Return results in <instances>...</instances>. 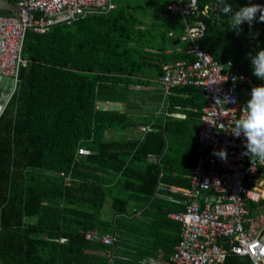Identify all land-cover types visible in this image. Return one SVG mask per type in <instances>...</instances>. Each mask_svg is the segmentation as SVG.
I'll return each instance as SVG.
<instances>
[{"label":"trees","instance_id":"16d2710c","mask_svg":"<svg viewBox=\"0 0 264 264\" xmlns=\"http://www.w3.org/2000/svg\"><path fill=\"white\" fill-rule=\"evenodd\" d=\"M227 2L234 11L248 4ZM116 4L69 26L25 35V65L0 114V264H144L159 251L167 259L179 241L178 224L167 218L178 211L167 207L174 204L162 197L171 195L158 187L189 188L197 136L196 142L184 140L176 123L185 120L166 117L137 137L131 111L102 104H130L134 87L151 83L143 77L146 68L159 79L163 65L185 57H165L161 49L154 56L155 41L140 27L134 2ZM217 4L199 1L200 11L208 9L199 15L206 24L202 49L221 65L232 63V72L255 86L264 85L252 74L249 59L264 49V23L254 24L255 38L247 25L237 33ZM13 14L0 10L3 16ZM155 57L158 66L147 65ZM173 92L184 98L170 97L168 111L199 120L202 90ZM125 132L132 137L108 138ZM250 207L252 214L264 211V201ZM87 231L113 234L116 241L111 246L88 241ZM247 262L229 256L221 264Z\"/></svg>","mask_w":264,"mask_h":264},{"label":"built area","instance_id":"2783aa9c","mask_svg":"<svg viewBox=\"0 0 264 264\" xmlns=\"http://www.w3.org/2000/svg\"><path fill=\"white\" fill-rule=\"evenodd\" d=\"M117 0H19L13 15H0V75L13 79L15 92L28 31L44 33L56 25L69 26L78 18L116 9ZM200 0H168V15H179L185 22L181 37L189 46L183 53L191 61L163 65L159 78L165 96L174 89L194 87L203 92L197 133L196 164L189 176L187 190L159 186L161 192L180 197L183 211L169 214L168 220L179 226V241L167 258L149 257L144 264H221L227 257L248 260L246 264H264V211L251 213V204L264 201L260 190L264 181V163L242 155L246 151L243 136L231 135L232 127L243 115L246 93L255 87L246 76L232 72V63L221 65L202 47L206 24L199 19L208 9L199 10ZM264 5V0H259ZM250 41H253L252 39ZM179 52V51H178ZM229 98L228 103L223 101ZM234 100L235 102H231ZM108 105V103H105ZM225 150L227 159L214 152ZM88 151L80 150V155ZM263 170V172H260ZM88 241L113 245V234L87 231Z\"/></svg>","mask_w":264,"mask_h":264},{"label":"crops","instance_id":"0c3cea01","mask_svg":"<svg viewBox=\"0 0 264 264\" xmlns=\"http://www.w3.org/2000/svg\"><path fill=\"white\" fill-rule=\"evenodd\" d=\"M148 1L149 0H132V2H134L133 5L136 6V11L134 13L137 14V16H139L141 20L140 27L142 29H145L144 31H148L149 33H151V38H153V40L155 41L153 55L155 56L158 49L163 50V55L165 57H174L175 55L177 56L181 54L184 55L183 50H185L189 46V42L182 41L181 37L186 27L185 22L189 23L192 21L189 19L184 21L179 15H168L167 0H151L150 3H144ZM184 57L185 60L181 62L191 61L185 55ZM156 59L157 58L155 57L152 59H148V61L146 60L147 65H149L150 67L158 66L159 61ZM144 74L146 75L143 77L150 80L151 83L147 86H135L133 89L134 92L131 96L130 104H116L108 102V108L122 112H125L126 110L131 111L132 117L137 122V137H141L143 133H145V131H150L153 125L158 123L160 119L164 120L166 117H172L178 120H185V123H176L178 124L177 130H179L178 133H180L181 138L188 141H190L191 138L193 142H196V136L200 125L199 120L192 117H187V112L184 113L179 111H168L170 97H173L174 95L179 96L180 94H175L174 92H172L170 96H165L161 88L159 79L154 78L155 70H153L152 68H146ZM180 97H183V95H180ZM185 111L195 112L196 110L185 109ZM132 134L133 133L131 132L119 134L110 133L108 134V138H129L132 137ZM159 192L161 191L159 190ZM168 195H171V197L167 196L162 198L166 202L168 201L169 204H174V207H167H170V209L173 210L175 209L176 211H178V213H180L179 210L183 209V204L180 197L178 196L179 198L176 199L175 196L177 195ZM138 216L140 217V215ZM163 254V251H159L155 257H161ZM109 255L110 253H108V256Z\"/></svg>","mask_w":264,"mask_h":264},{"label":"clouds","instance_id":"9594fccd","mask_svg":"<svg viewBox=\"0 0 264 264\" xmlns=\"http://www.w3.org/2000/svg\"><path fill=\"white\" fill-rule=\"evenodd\" d=\"M217 8L221 14L230 17L231 26L235 32H241L243 26L247 25L249 35L253 38L259 35L258 32H252L255 23H264V5L259 4V0H257V3L248 0L246 6H242L235 11L227 0H218ZM249 59L252 74L258 80L264 81V49H261L255 55L249 54ZM217 101L230 102L227 97ZM231 102L235 101L232 100ZM230 133L235 138L243 136L246 151L242 155L249 158L250 156L254 157L264 163V85L255 86L251 89L250 99L243 107V115L235 121ZM214 155L221 160L227 159L225 150L214 152Z\"/></svg>","mask_w":264,"mask_h":264},{"label":"water","instance_id":"95a60500","mask_svg":"<svg viewBox=\"0 0 264 264\" xmlns=\"http://www.w3.org/2000/svg\"><path fill=\"white\" fill-rule=\"evenodd\" d=\"M20 9L18 2L12 0H0V10L17 12ZM13 79L0 75V114L3 113L11 100L14 91Z\"/></svg>","mask_w":264,"mask_h":264},{"label":"rangeland","instance_id":"374dc122","mask_svg":"<svg viewBox=\"0 0 264 264\" xmlns=\"http://www.w3.org/2000/svg\"><path fill=\"white\" fill-rule=\"evenodd\" d=\"M254 27H256V26H254ZM102 106H103V107H106V106H108V105H107V104H102ZM261 183H262V186H261L260 190H261L262 195H263V197H264V181H262Z\"/></svg>","mask_w":264,"mask_h":264}]
</instances>
